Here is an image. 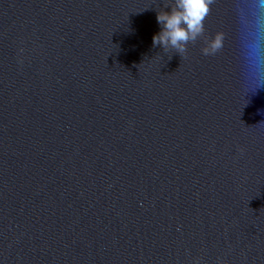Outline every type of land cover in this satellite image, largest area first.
I'll use <instances>...</instances> for the list:
<instances>
[{
  "label": "water",
  "instance_id": "obj_1",
  "mask_svg": "<svg viewBox=\"0 0 264 264\" xmlns=\"http://www.w3.org/2000/svg\"><path fill=\"white\" fill-rule=\"evenodd\" d=\"M174 4L0 0V264H264V0Z\"/></svg>",
  "mask_w": 264,
  "mask_h": 264
},
{
  "label": "clouds",
  "instance_id": "obj_2",
  "mask_svg": "<svg viewBox=\"0 0 264 264\" xmlns=\"http://www.w3.org/2000/svg\"><path fill=\"white\" fill-rule=\"evenodd\" d=\"M210 0H175L170 12L159 11L156 15L161 30L153 35V45H160L165 50L172 48L181 53L185 51L188 40L195 39L203 30V18L208 11ZM220 39L213 42L218 48ZM258 46L252 45L253 55L258 54Z\"/></svg>",
  "mask_w": 264,
  "mask_h": 264
}]
</instances>
